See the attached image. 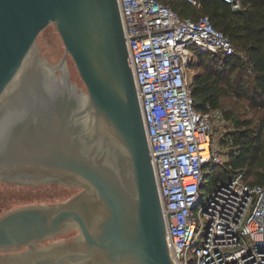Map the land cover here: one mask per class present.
<instances>
[{
  "label": "water",
  "instance_id": "obj_1",
  "mask_svg": "<svg viewBox=\"0 0 264 264\" xmlns=\"http://www.w3.org/2000/svg\"><path fill=\"white\" fill-rule=\"evenodd\" d=\"M153 32L124 37L117 0H0V182L79 188L1 214L0 264H175L125 41Z\"/></svg>",
  "mask_w": 264,
  "mask_h": 264
},
{
  "label": "built area",
  "instance_id": "obj_2",
  "mask_svg": "<svg viewBox=\"0 0 264 264\" xmlns=\"http://www.w3.org/2000/svg\"><path fill=\"white\" fill-rule=\"evenodd\" d=\"M168 1L117 3L124 37L161 30L125 41L149 153L172 151L151 157L170 255L175 264H264V183L237 173L203 187L206 165L228 159L213 142V122L224 119L196 110L190 87L194 48L246 56L208 16L182 17ZM224 145L236 153L231 137Z\"/></svg>",
  "mask_w": 264,
  "mask_h": 264
},
{
  "label": "trees",
  "instance_id": "obj_3",
  "mask_svg": "<svg viewBox=\"0 0 264 264\" xmlns=\"http://www.w3.org/2000/svg\"><path fill=\"white\" fill-rule=\"evenodd\" d=\"M233 9L224 0H170L168 4L182 17L206 15L215 28L233 43L239 55L222 56L193 49L190 87L193 105L198 111L219 110L232 129L221 138L233 139L236 153L227 152L223 164H207L203 187L212 186L242 173L249 184L264 183V118L253 125L252 118H241L230 109L220 108L225 95L247 97L254 108H264V0H239ZM200 12V15H198ZM246 71L249 73L247 74ZM209 183V184H208Z\"/></svg>",
  "mask_w": 264,
  "mask_h": 264
},
{
  "label": "rangeland",
  "instance_id": "obj_4",
  "mask_svg": "<svg viewBox=\"0 0 264 264\" xmlns=\"http://www.w3.org/2000/svg\"><path fill=\"white\" fill-rule=\"evenodd\" d=\"M198 15H200V12H198ZM36 42L42 55L46 56L51 64H56L63 54L64 46L59 33L52 23H48L39 31ZM201 52L216 54L210 51ZM72 60L71 56L67 55L65 62H71ZM246 73L249 74L247 71ZM220 108L230 109L241 118H252L253 125L259 124L264 118V108H254L247 97H237L231 94L222 96L220 99ZM212 126L214 145L220 149L222 158L226 160L227 152L224 149L225 145L222 143L221 138L225 136L226 132L232 129L231 124L227 121H214ZM78 191L79 188L64 186L58 183L30 186L0 182V215L23 205L38 203L53 204L61 202ZM75 233V230L69 231L58 236L56 240L67 239Z\"/></svg>",
  "mask_w": 264,
  "mask_h": 264
},
{
  "label": "flooded vegetation",
  "instance_id": "obj_5",
  "mask_svg": "<svg viewBox=\"0 0 264 264\" xmlns=\"http://www.w3.org/2000/svg\"><path fill=\"white\" fill-rule=\"evenodd\" d=\"M67 57V56H66ZM61 58V57H60ZM60 58H59V60H60ZM59 60L57 61V63L59 62ZM59 73V72H58ZM3 183V182H2ZM45 184H52V183H45ZM30 185V184H29ZM38 185H41V184H37V185H35V186H38ZM30 186H32V185H30Z\"/></svg>",
  "mask_w": 264,
  "mask_h": 264
}]
</instances>
